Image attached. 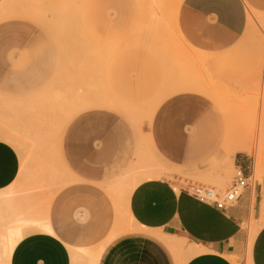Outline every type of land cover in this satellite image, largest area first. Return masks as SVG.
Wrapping results in <instances>:
<instances>
[{
	"label": "rangeland",
	"instance_id": "1",
	"mask_svg": "<svg viewBox=\"0 0 264 264\" xmlns=\"http://www.w3.org/2000/svg\"><path fill=\"white\" fill-rule=\"evenodd\" d=\"M162 1L0 0V70L15 80L6 89L20 90L19 97L0 95V133L13 137L5 140L20 157L17 179L0 191L1 217L44 218L51 191L73 184L61 160L63 139L71 144L80 136L102 168L126 159L105 186L112 203L119 182H133L138 169L152 166L165 168L164 178L178 187L226 191L238 139H245L253 166L264 159V14L247 15L258 24H247L235 46L207 53L182 37L181 0ZM119 67L148 91L115 95L109 74ZM171 126L180 138L161 144ZM114 220L105 238L80 245L102 253L131 227L120 205ZM246 256H235L238 264ZM87 261L81 254L74 264Z\"/></svg>",
	"mask_w": 264,
	"mask_h": 264
},
{
	"label": "crops",
	"instance_id": "2",
	"mask_svg": "<svg viewBox=\"0 0 264 264\" xmlns=\"http://www.w3.org/2000/svg\"><path fill=\"white\" fill-rule=\"evenodd\" d=\"M250 13L264 14V0H181L179 30L191 48L221 52L245 37ZM1 59L6 60V56ZM7 76L3 67L0 95L19 97L20 90L15 86L6 89L9 86L5 83L14 80ZM109 81L113 93L123 98H139L149 89L121 67L110 71ZM176 130L173 126L166 128L161 144L180 138ZM10 138L0 133V191L14 183L20 170L18 152L5 140ZM83 142L80 136L71 144L61 141L62 164L73 184L51 191L44 218L11 213L5 219L0 215V235L15 229L20 235L5 264H71L70 248H85L80 244L105 238L113 228L119 205L131 227L127 225L125 233L108 240L97 264H238L235 256L246 253L250 227L243 228V222L260 219L262 224L253 237L248 260L249 264H264V159L260 179L251 181L256 163L252 165L245 139H238L230 154L237 163L235 168H242L249 182L235 205L225 210L199 200L194 191L174 185L165 175L144 178L132 188L134 177L130 176L118 183V196L112 203L105 186L126 165V159H116L109 168H102L95 154L90 155L93 148L86 150ZM170 244L185 251L175 257ZM188 249L197 250L191 255ZM0 264H4L2 257Z\"/></svg>",
	"mask_w": 264,
	"mask_h": 264
},
{
	"label": "bare ground",
	"instance_id": "3",
	"mask_svg": "<svg viewBox=\"0 0 264 264\" xmlns=\"http://www.w3.org/2000/svg\"><path fill=\"white\" fill-rule=\"evenodd\" d=\"M164 1L160 2L161 6H164V4H165ZM255 18H256L255 16L249 15L248 18H247V24H249V25L256 24L255 20H257V19H255ZM263 21H261L262 22V24L260 23L261 25H263ZM229 158H231V157L229 156ZM136 167H137V165H136ZM136 167H134V170L138 169ZM154 167L156 168V166H154ZM154 167L152 166V168H154ZM262 167H263V162L256 163V165H255L254 174L256 175V177L258 179H260V177H261ZM152 168H145V169H143V171L141 169H138V170H141V173L136 176L138 178L132 182L131 188L134 187L140 180L142 181V179H144V178H146V179L147 178H159L162 175H165L164 174L165 171H163L165 168L164 169H162L163 167H160L159 169H158V167H157V169H152ZM166 172H167V170H166ZM259 227H256V228L251 229V230L248 229V239H247V247H246V249H247V252H246L247 253V256H246L247 257V262H246V264H249L248 256H249L251 243H252L253 237L256 235V232L258 231ZM5 233L6 234H3V235L1 234L0 235V239H1L0 257H2V259L4 261V264L8 260V257L10 256L9 254H10L13 246L15 245V243L17 242V240L20 237L19 229L8 230ZM169 247H170V250L173 253H181V252L185 251L184 247H177V246H174V245H171V244L169 245ZM95 250L96 251L88 250L86 248H72L71 247L70 248L71 264L76 263L75 261H77L78 258L81 257V254H84V255H86L88 257L87 264H97L100 250H98V251H97V249H95ZM196 250L197 249H193V250L188 249L187 251H188V254L190 253L192 255L193 253H195Z\"/></svg>",
	"mask_w": 264,
	"mask_h": 264
},
{
	"label": "built area",
	"instance_id": "4",
	"mask_svg": "<svg viewBox=\"0 0 264 264\" xmlns=\"http://www.w3.org/2000/svg\"><path fill=\"white\" fill-rule=\"evenodd\" d=\"M249 177L240 167L235 168L233 182L224 192L216 191L213 188L199 186L194 189V195L201 201H210L221 210L233 207L241 195L243 189L248 185Z\"/></svg>",
	"mask_w": 264,
	"mask_h": 264
}]
</instances>
